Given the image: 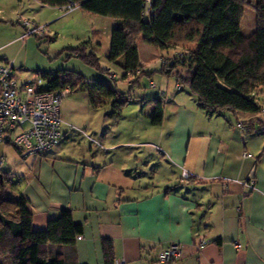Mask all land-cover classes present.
I'll use <instances>...</instances> for the list:
<instances>
[{
  "label": "crops",
  "instance_id": "1",
  "mask_svg": "<svg viewBox=\"0 0 264 264\" xmlns=\"http://www.w3.org/2000/svg\"><path fill=\"white\" fill-rule=\"evenodd\" d=\"M106 18L110 25L99 36L110 47L118 20ZM142 44H151L142 38L138 42L145 72ZM179 47L160 49L161 55ZM163 82V95L155 93L164 101L161 125H153L148 116L155 107L151 97L138 96L120 115H113L108 103L103 111L106 125L95 131L94 145L91 141L86 147L74 145V130L89 140L91 136L65 122L61 108L64 137L56 146L26 158L15 148L14 163L5 171L19 179H13L11 195L29 198L37 230L45 229L62 209H72L84 232L81 239L63 247L68 264H105L104 238L113 241L116 261L124 259L127 264H264V136L256 141L264 127H241L228 119L227 130L235 138L227 141L210 131L203 117L199 126L202 114L214 115L200 108L195 95L188 92L194 103L185 104L189 98L181 93L185 89L177 81L175 88L167 82L166 89ZM144 116L161 131L148 140L141 135V125L148 126ZM250 149L254 155L245 156L252 153ZM2 157L7 161L3 150ZM184 171L190 179L184 178ZM251 179L254 188L248 185ZM201 237L209 242L200 249ZM174 242L184 245V256L160 262L161 248Z\"/></svg>",
  "mask_w": 264,
  "mask_h": 264
},
{
  "label": "trees",
  "instance_id": "2",
  "mask_svg": "<svg viewBox=\"0 0 264 264\" xmlns=\"http://www.w3.org/2000/svg\"><path fill=\"white\" fill-rule=\"evenodd\" d=\"M37 1L61 8L73 3L77 9L117 19L111 33L108 59L122 67L123 79L132 76V83H136L145 74L140 63V38L160 49L184 46L185 50L170 60L167 56L161 58L159 72L175 76L181 87L189 88L200 108L211 116H223L227 111L235 115H257L264 111V0H151L150 4L148 0ZM248 7L256 10L257 26L250 34H245L242 23ZM86 44L73 51L87 63L100 67L97 54L87 53ZM42 75L49 79L53 90L67 85L71 92L82 88L94 107L112 103L113 115H120L124 106L138 98L133 97L131 91H121L110 81L100 79L90 83L76 72ZM161 96L149 100L155 107L148 116L156 126L164 119ZM237 122L241 127H264V120L259 117L249 121L237 118ZM1 174L5 181L6 173L0 171ZM190 178L189 175L186 179ZM33 220L29 198L8 196L2 184L0 264H68L63 247L74 244L84 232L83 224L74 220L72 209H62L43 230L35 229ZM102 250L104 263L116 264L111 239L102 240Z\"/></svg>",
  "mask_w": 264,
  "mask_h": 264
},
{
  "label": "rangeland",
  "instance_id": "3",
  "mask_svg": "<svg viewBox=\"0 0 264 264\" xmlns=\"http://www.w3.org/2000/svg\"><path fill=\"white\" fill-rule=\"evenodd\" d=\"M22 1L23 4H21ZM15 10H18V12L14 13ZM256 15V10L253 7L246 8L242 23L245 34H250L256 28ZM26 19H29L35 26H43V32L28 34V28L24 24ZM109 25L110 20L106 16L97 15L81 8L65 14L64 8L43 6L33 0H0V62L13 61L16 72L22 79H31L35 74L42 75V73L49 72L71 71L83 75L90 83L100 79L110 81L112 85L117 86L123 92L129 93L131 91L133 97L148 96L153 98L157 96L155 93L159 92L149 86L150 78L152 77L150 73L154 74L153 79L159 86L161 79H163V83H165L163 88L167 89V85L175 88L176 77L162 75L159 72L160 63L158 58L162 51L152 45L142 44V55L147 61L145 63V74L136 83H132L134 80L132 76L123 79L122 67L108 59L109 43L107 40L103 41L99 36L104 30H108ZM98 41H101L102 44H98ZM84 42L88 46L87 53L93 51L97 54L100 67L87 63L73 51V48L79 47ZM183 50H185L184 46L179 47L176 52H170L171 55L166 52L163 53H166L164 55L169 57L170 60L176 53ZM161 56L163 57V54ZM167 82L170 84L166 85ZM188 92L190 90L186 87L181 93L185 97H189L187 95ZM185 100V104L194 103L190 97L185 98ZM107 105L101 106L100 110L93 108L94 106L90 104L88 93L82 88L74 89L63 99L61 108L65 122L73 125L75 129H85L88 135L91 136L89 140L87 136L77 130L71 132L72 142L77 148L86 147L91 142L94 145L92 138L95 139L97 137L95 131L98 130L97 128L106 125L103 111L107 109ZM128 107L131 108V106ZM149 110L148 108L147 111L149 112ZM252 116L264 120V111L257 115L248 113L235 115L233 112L227 111L224 116L214 115L207 118L202 114V116L197 118V122L200 126V120L203 117L204 119L202 120L206 121V127L210 131L229 141V138L235 137L233 133H230V130H227L230 125L227 120L231 119L233 124H235L237 118L241 121H249ZM143 119H146L145 121L148 124V126L141 125L143 140H148L149 136L153 137L155 136L154 134L161 132L148 122L146 116ZM165 135L166 133L162 134L163 139H165ZM262 136L264 134L257 136L256 141H262ZM190 140L191 135L188 137L189 142ZM2 150L7 154V161H5V165L1 166L0 170L5 173L14 163L13 153H16V149L13 145L0 146V157ZM250 151L254 155V151L251 149ZM13 179L19 180L17 175L7 176L5 174L4 181L2 174L0 175V188L4 184L8 196H13L11 195V190L15 188ZM19 183L22 186L23 180L20 179Z\"/></svg>",
  "mask_w": 264,
  "mask_h": 264
},
{
  "label": "built area",
  "instance_id": "4",
  "mask_svg": "<svg viewBox=\"0 0 264 264\" xmlns=\"http://www.w3.org/2000/svg\"><path fill=\"white\" fill-rule=\"evenodd\" d=\"M148 3L150 4L151 0H148ZM77 8L78 6L72 3L64 8V12L67 14ZM24 24L28 28V34L42 33L44 30L43 26H35L29 19H26ZM49 86V79L44 75L35 74L31 79H22L16 72L13 61L0 62V145L18 147L21 156L26 158L48 152L63 139L61 103L70 94L71 87L67 85L53 90ZM150 87L163 94L155 81L150 82ZM244 155L253 156L249 152ZM4 163L5 158L2 157L0 167ZM183 176L188 178L189 173L184 171ZM254 183L251 179L249 187L254 188ZM82 237L79 235L78 239ZM208 242V239L201 237L198 247L201 249ZM237 246L241 247V244L238 243ZM183 256L184 245L174 242L161 248L158 260L170 263ZM116 264L127 263L123 259L116 261Z\"/></svg>",
  "mask_w": 264,
  "mask_h": 264
}]
</instances>
